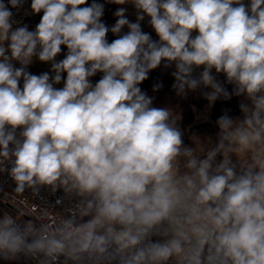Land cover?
<instances>
[{
  "label": "clouds",
  "instance_id": "1",
  "mask_svg": "<svg viewBox=\"0 0 264 264\" xmlns=\"http://www.w3.org/2000/svg\"><path fill=\"white\" fill-rule=\"evenodd\" d=\"M107 2L122 6L111 28L96 0H31L43 14L29 30L0 0V174L17 194L67 202L52 219L51 205L30 219L0 214V259L264 264V0ZM34 58L51 74L30 73ZM161 66L177 96L201 90L209 107L243 97L203 154L140 87Z\"/></svg>",
  "mask_w": 264,
  "mask_h": 264
},
{
  "label": "rangeland",
  "instance_id": "2",
  "mask_svg": "<svg viewBox=\"0 0 264 264\" xmlns=\"http://www.w3.org/2000/svg\"><path fill=\"white\" fill-rule=\"evenodd\" d=\"M3 2L9 7V10L13 12V20L17 22L13 24V28L26 24L29 30H35L43 13H32L31 0H24L22 7L19 9L12 8L11 5L8 4V0H3ZM87 2L90 5L93 0H87ZM96 2L104 4L105 10L102 21L111 28L116 22L114 13L118 7L122 6L108 3L107 0H96ZM123 7H128V18L130 21L135 22V10L130 5H125ZM142 29L150 33L153 39H157L155 32L148 25L147 19L142 22ZM127 30L128 29L125 27L122 30V34L127 32ZM116 38L117 37L111 32L107 35L109 42ZM66 52V47L62 46V52L56 57V60H62ZM15 66L19 67V64L15 63ZM27 70L35 75L44 72H49L51 74V65L49 63H42L37 58H34L33 63L28 66ZM171 71L172 69H164L163 66L151 71L149 73V78L145 80L140 87L142 91H145L149 96L154 98V106H169L171 108L178 119V126L184 134V144L189 147L194 146L198 154H203L214 144L219 131L216 120L224 114V111L228 110V114L232 117L241 116L239 104L242 102L243 97L232 96L229 100L221 98L209 107V102L202 96L201 90L191 92L185 97L177 96L176 92L171 87L174 83ZM64 75L66 77V74ZM101 76L102 73H97L90 79L92 83L95 84ZM218 79L221 82L225 80L223 75H219ZM156 83H161L162 87L159 91L153 92V85ZM55 86L62 87L63 82ZM225 86L229 92L232 91L231 85L225 84ZM23 264H25V261Z\"/></svg>",
  "mask_w": 264,
  "mask_h": 264
},
{
  "label": "built area",
  "instance_id": "3",
  "mask_svg": "<svg viewBox=\"0 0 264 264\" xmlns=\"http://www.w3.org/2000/svg\"><path fill=\"white\" fill-rule=\"evenodd\" d=\"M15 184L7 176L0 174V214H9L17 218L30 219L31 217H39L44 210V206H53L55 210L49 211V218L63 214L65 204L56 205V199L63 196L62 191L51 193L47 189H42L39 196L31 191H26L23 194L14 192ZM30 216V217H27ZM29 264H36L35 260L21 256L15 260L5 261L0 259V264H23L24 260Z\"/></svg>",
  "mask_w": 264,
  "mask_h": 264
},
{
  "label": "trees",
  "instance_id": "4",
  "mask_svg": "<svg viewBox=\"0 0 264 264\" xmlns=\"http://www.w3.org/2000/svg\"><path fill=\"white\" fill-rule=\"evenodd\" d=\"M24 261H25V264H29V262L26 259Z\"/></svg>",
  "mask_w": 264,
  "mask_h": 264
}]
</instances>
